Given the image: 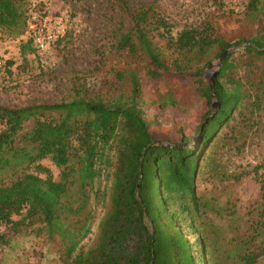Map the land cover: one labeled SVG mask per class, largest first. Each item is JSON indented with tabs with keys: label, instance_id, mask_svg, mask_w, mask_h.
<instances>
[{
	"label": "trees",
	"instance_id": "trees-1",
	"mask_svg": "<svg viewBox=\"0 0 264 264\" xmlns=\"http://www.w3.org/2000/svg\"><path fill=\"white\" fill-rule=\"evenodd\" d=\"M212 1L218 10L173 35L152 4L108 0L110 41L92 68L97 90L76 82L70 99L0 105V171L16 174L9 183L0 175V228L23 215L22 222L58 238L57 264H264V172L254 168L259 194L247 218L220 239L208 236L206 220L209 213L223 215L219 209L233 216L235 203L219 208L196 184L214 141L233 137L239 122L258 123L255 116L263 112L264 51L257 46L264 48V0H246L242 7L250 27L233 31V44H250L225 55L211 77L214 110L204 71L232 45L228 29L238 11L226 9L225 0ZM27 4L0 0V30L21 36L23 57L37 51L27 34ZM142 71L154 79L163 72L193 77L207 106L196 141L182 127L176 139L154 138ZM148 103L185 105L172 95ZM29 120L30 129L21 133ZM44 158L61 169L60 179L27 171L31 165L43 170L38 161ZM249 173L231 177L240 181ZM4 244L0 231V248Z\"/></svg>",
	"mask_w": 264,
	"mask_h": 264
},
{
	"label": "rangeland",
	"instance_id": "rangeland-1",
	"mask_svg": "<svg viewBox=\"0 0 264 264\" xmlns=\"http://www.w3.org/2000/svg\"><path fill=\"white\" fill-rule=\"evenodd\" d=\"M128 1L152 4L167 20L173 35L200 24L208 14L218 10L212 0ZM27 2L29 21L38 23L48 16L59 22L65 35L61 43L53 42L49 51L26 53L23 57L19 51L21 36L13 38L0 30V105L22 106L70 99L74 95L73 87L76 82L85 83L89 91L97 90L100 87L99 77L92 68L100 54L106 52L110 41L113 13L108 0ZM223 2L226 9L234 8L235 12L238 11L234 21L236 25L230 26L232 30L228 31H232L231 46L239 45L233 44L237 40L233 31L237 32L244 26L250 27L249 16L242 9L246 0ZM27 31V34L31 32L29 27ZM22 38L26 39L27 36L23 35ZM244 46L235 48L232 52H240ZM141 84L146 119L156 120L151 125L154 138L176 139L175 129L182 127L184 134L192 136L196 141L193 136L207 106L205 99L198 93L193 77L189 73L163 72L161 77L154 79L142 71ZM160 95L176 96L185 105L179 108L159 107L148 103ZM255 118L258 123L244 125L239 122L232 131L231 138L221 134L207 152L206 162L209 165L204 168L206 162L201 164V172L196 180L199 193L212 198L219 208L235 203L233 216L222 209H219L223 212L221 216L209 213L205 229L212 239L230 235L231 225L243 222L247 218V209L258 199V184L252 176L254 168L258 172H264V109ZM31 125L32 120L25 122L21 133L28 131ZM1 127L0 122V129ZM38 163L44 167L43 170L31 165L27 171L42 178L50 176L54 180L60 179L61 169L50 158L41 159ZM247 171L250 173L240 181L231 177ZM0 175L6 183L16 177L11 171L1 170ZM22 216L12 215L11 223L1 225L0 231L6 244L0 248V264H57L60 248L58 238L50 239L46 232L36 230L35 224L22 222Z\"/></svg>",
	"mask_w": 264,
	"mask_h": 264
},
{
	"label": "built area",
	"instance_id": "built-area-1",
	"mask_svg": "<svg viewBox=\"0 0 264 264\" xmlns=\"http://www.w3.org/2000/svg\"><path fill=\"white\" fill-rule=\"evenodd\" d=\"M56 20L49 19L48 16L42 18L38 23L30 20L28 27L31 32L33 45L38 52H47L51 48V44L63 34V28L58 25Z\"/></svg>",
	"mask_w": 264,
	"mask_h": 264
},
{
	"label": "water",
	"instance_id": "water-1",
	"mask_svg": "<svg viewBox=\"0 0 264 264\" xmlns=\"http://www.w3.org/2000/svg\"><path fill=\"white\" fill-rule=\"evenodd\" d=\"M246 44H250V42H242L239 45H234V46H230L227 49H225L222 53H220L215 60L211 61L208 65H207V69L205 70V76L207 77V83L209 85L210 88V96H211V107L212 106H216L217 102L215 101V97L213 94V89H212V85H211V77L215 74L216 70L213 71L212 69L217 68L220 66V64L222 63V59L224 58L225 55L230 54L232 51L235 50V48L241 47L243 45ZM258 50L260 51H264V48L257 46ZM212 70V71H211ZM211 71V72H210ZM150 223V222H149ZM151 264V263H150Z\"/></svg>",
	"mask_w": 264,
	"mask_h": 264
}]
</instances>
